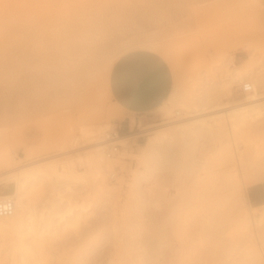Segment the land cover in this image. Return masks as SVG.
Listing matches in <instances>:
<instances>
[{
  "label": "rangeland",
  "instance_id": "rangeland-1",
  "mask_svg": "<svg viewBox=\"0 0 264 264\" xmlns=\"http://www.w3.org/2000/svg\"><path fill=\"white\" fill-rule=\"evenodd\" d=\"M212 1L0 0V146L7 144L6 150L16 154L23 169L34 168L43 161L69 159L74 169L80 170L64 182L61 173L52 175L57 181L56 189L45 185L43 192L36 191L38 195L34 192L31 196L34 210L41 208L45 214L50 201L58 196L57 191L69 198L59 202L55 197L57 211L62 212L71 204V212H64L62 218L59 213L53 215L58 229L41 251L37 249L35 263L14 246V232L0 230V264H235L245 261L248 253V258L254 255V264H264V204H249L248 185H243L245 171H240L237 179L223 172L230 165L229 149L249 158H264V106L251 110L254 112L247 116L246 123L230 128L232 134L242 130L239 136L245 140L228 142L224 141L230 137L228 134L209 132L211 114L223 109L198 112L192 107L208 109L218 103H243L249 91L241 90L244 81L254 82L256 92H262L264 80L259 66L264 62V21L260 13L263 6L258 2L264 5V0ZM244 10L247 15H243ZM86 20L90 24L96 21L94 29L99 28L103 35H99L101 44L100 37L96 38L100 32H92L99 45L106 44L100 46L105 50L77 80L71 72L70 45L48 83L53 86L40 88V96H34L35 85L30 81L34 57L28 51L31 24L40 21V25H50L51 31H56L52 29L56 24L58 29L67 26L68 30ZM248 21H253V26ZM100 22L105 24L104 29L108 25L112 28L105 30L110 34L100 30ZM98 23L101 27L96 28ZM145 40L165 43L174 57L164 59L168 91L163 102L169 113L157 107L152 118L135 123L131 117L126 131L121 122L124 114L107 92L106 71L119 53L139 48ZM241 40L250 41L255 48L249 64L258 62L241 78L232 73L234 78L230 81L225 75L229 74L228 67L231 70L237 66L240 71L249 58L247 50L236 45ZM230 56L232 64L227 61ZM225 62L228 65H223ZM24 63H29L28 69ZM80 87L88 90L87 102L78 96ZM183 103L189 104V110L181 108ZM198 117L206 119L178 125L181 129L176 125ZM89 123L104 125L105 130L118 128V135L126 136L115 142L118 150L110 160L100 161L109 185L107 190L96 187L94 171L84 166L93 142L82 139L78 129L84 130L92 125ZM249 126L251 131L244 134ZM69 132L76 136L75 140L62 143L71 137ZM156 134L160 135L155 145L143 152L146 139ZM2 148L0 152L5 149ZM29 151L33 154L30 157L26 155ZM5 173L4 170L0 175ZM36 174L28 179L21 175L26 187L30 188L29 181ZM43 182L40 180L31 188H38ZM67 182L71 187L68 191L64 189ZM231 202L238 208L246 206L249 216L245 225L235 220L237 213L234 215L230 208ZM75 213L79 214L78 221H68ZM21 229L28 238V230Z\"/></svg>",
  "mask_w": 264,
  "mask_h": 264
},
{
  "label": "bare ground",
  "instance_id": "bare-ground-1",
  "mask_svg": "<svg viewBox=\"0 0 264 264\" xmlns=\"http://www.w3.org/2000/svg\"><path fill=\"white\" fill-rule=\"evenodd\" d=\"M32 1L33 0H31V2ZM215 1L216 0H214V2ZM224 1L225 0H223V1L221 0L218 2L222 3ZM212 3H213V1H212ZM258 4L263 6V10H262V8L260 9V10H262L260 13H262L261 16H262L263 21H264V5H263V2L259 1ZM210 5H212V4H210ZM259 8H260V6H259ZM243 15H247V11H245V13ZM249 20H251V18ZM96 21H97V19H96ZM96 21L94 22V24H93V22L91 23V24H93V26H92L90 24V22H87V20H86L81 25H79L77 27H72V26L68 27V30L66 29L67 26H66V28L61 26L62 28L58 29L59 26H57V24H56L57 27L54 26V28H52L54 30L57 29L56 31H51V27H49L50 25H45V24L44 25L42 24L43 26L40 25V23H41L40 21L38 23L33 22L31 24V27H30V32H31V35H30L31 40L30 41L31 42H30V46L28 48V51L31 53L32 57H34V58L33 59L31 58L33 60L32 61L33 64H31L33 70L31 69V67H29V68L31 69V71H33L32 75H31L32 80H30V81H33V83H34L33 85H35L34 90L36 93L33 94L31 92L32 90L30 91V93H32L34 96L36 95L39 97L40 95L37 93H39L40 88H42V90H43V89H46V87L53 86V85L48 86V85H50L48 83H50V81L53 79V75L55 74V70L57 68L58 60H60L61 55L64 53L65 49L70 47V45L72 46V49H73V59H72L73 62H71L72 74H74V77L78 80V78H81L85 73H87L88 66L91 63L96 61V59L99 57V55H101V53L105 50V47H106V44H103V46H105V47L103 49H101L100 46H102V45H99V43H98L99 41L94 38L95 33H93V32L95 30L94 26L96 25ZM254 21H255V19H254ZM101 22L103 23V21H101ZM249 22H251V23H249ZM252 22L253 21H248V23L251 25H252ZM100 23L97 24L98 26H96V28L101 27L100 25L102 23L101 24ZM253 24H255V23H253ZM60 25H62V24H60ZM102 25H103V27H101L102 29H100V30H102L104 34L106 32H108L109 29H110V31H112L111 30L112 28L109 25H108V27L107 26L105 27L106 29H104L105 24H102ZM44 26H47L46 29L50 28V30L44 29L45 28ZM107 28H108V31H105V30H107ZM121 29H123V27ZM98 30H99V28L97 29V31ZM116 30L117 29H115V31ZM124 30H122V31L124 32ZM97 31L95 30V32H97ZM119 31H120V29H119ZM253 31H254V28H253ZM98 32H100V33H98V35L96 33V35H97L96 38L100 37L102 34L101 31H98ZM108 33L110 34V32H108ZM116 33H119V32H116ZM120 33H121V31H120ZM112 35H113V33H112ZM106 36H107V38L105 37L106 38L105 40L108 41L107 39L109 38V35L106 34ZM116 36H118V35L116 34ZM101 37L103 38V35ZM101 37H100V44H101V40H102ZM110 37H112V36L110 35ZM111 39H113V38H110L109 40H111ZM106 43H108V42H106ZM139 45H141L142 48H146V49L155 51L157 53L160 52L161 53L160 55L164 59H168V60L170 58L174 59V57H172L173 56L172 51H171V53L169 52L170 49L168 50V48H167L168 46L165 47L166 46L165 43H162V42L160 43L159 41L145 40V41L140 42ZM236 45L247 50V55L249 58L245 59V62L243 64L244 69L242 68L243 71H241L242 69L240 67H239L240 71H238L237 66H236V69H235V67H233V68H231V70L228 67V69H227L228 71L226 69H224V70H226V72H229V74H226L225 72L224 73H225V75H229L228 78L230 79V81L233 80L234 77H232V76H234L233 75L234 73H236V75H237V76L235 75L236 77L241 78L247 70L250 71L252 69L251 65L256 64L258 62L256 60L257 61L256 63H253L251 65L249 64L250 60H252V56L254 57L253 51L255 50L254 46H252L250 41L241 40V41L237 42ZM122 53H124V52H122ZM122 53H119L115 57V59L109 63L107 71H106V86H107V92L109 95H110V92L108 89L109 71H110V68H111V65L113 64V62ZM232 59H233V57L230 56L229 60H227L229 64H232ZM26 62H29V61H26ZM22 63L23 62H21V64ZM25 64L26 63H24L23 67L27 66V64H29V63H27L26 65ZM226 64H227V62H225V64H223V65H226ZM220 65L222 66V63ZM261 65L262 66H259V71L263 75V80H264V62ZM28 66H30V65H28ZM28 66L26 67L27 69H28ZM24 70L25 69H23V71ZM27 71H26V74L30 72V71L29 72H27ZM227 82H229V81H227ZM250 84L252 85V87L247 93V98L244 100L243 103H240L238 105L237 104L236 105H229L226 102H224L221 104L218 103V104L212 105V107H210L208 109H206L203 106H200V107H198L196 105L192 106L198 112L200 110L208 111V110H212L215 108L223 109L222 111L215 113L216 115L211 114V117L209 115V117L212 119V123H210L211 127L209 129L210 134L211 133L228 134L230 137L226 139V137H227L226 136L224 138V139H226L224 141H227V142L229 140H235V141L236 140L237 141L238 140H242V141L245 140V138H242L239 136L240 132L243 133L242 130L239 133L232 134V132L230 131V128L237 125L239 122H241V124H242L246 120V118H248L247 116L249 114H251V112H254L251 110H253V109L256 110V108L259 106H264V99H262L264 97V89L262 90V92L258 93V92H256V87H255L254 82H250ZM261 86H264V84L263 85L261 84ZM27 89H28V87H27ZM229 89H230V86H229ZM26 90L23 92H26ZM28 91H27V93L29 94ZM32 94H30V95H32ZM23 95L26 96V93ZM34 96H33V98H34ZM78 96L80 99L83 98V100L85 102H87L88 101V99H87V96H88L87 88H82V87L78 88ZM38 97H35V98H38ZM42 97L44 98V95ZM42 97H40V98H42ZM34 100H36V99H34ZM46 101H45V103L49 102V103H47L48 106L51 105L50 101H47V102ZM37 102H38V100H37ZM113 103L117 108H119V105L117 103H115V102H113ZM42 106H40V107H42ZM164 106L165 105L161 106L160 108L162 109V111H164V113L166 112V114H168L169 111ZM35 108H36V105H35L34 109ZM38 108H37V110H39ZM181 108L189 110V104L183 103V106ZM178 109H180V108H178ZM173 111L175 113H178L177 110H173ZM170 112H171V110H170ZM182 116H185V115H182ZM186 117L187 116L182 117V118H186ZM205 119H206L205 117H198V118H193V119L189 118V119H186V120H183L180 122L178 121V123H176V125L177 126L179 125L182 127V125L189 123V122H192V123L204 122ZM244 123H246V122H244ZM89 124H92V125H90L89 127H86L84 130L78 129V131L79 130L82 131L79 135L82 137V139H84V140L86 139L90 142H93L92 149L89 151L90 156L86 160L84 166L88 165V167L94 171L95 180L97 182L96 187L99 188L100 190H107L109 188L108 187L109 185L107 184V182L105 180L103 169L101 167L100 161L101 160H104V161L110 160L112 157L108 156L106 153V150L109 147L108 145H113V144H115L116 141L124 140L126 138V136L117 135L115 137H110L108 129L105 130L106 126L101 125V124H96V123H89ZM104 124L106 125V123H104ZM179 126H178V128L181 129ZM109 127H110V124H109ZM227 127H228V129H227ZM191 129H192V127H191ZM251 129L252 128L250 126L246 127L244 134H247L248 132H250ZM156 130L157 131L159 130V132L161 131L160 129H156ZM206 132H208V131H206ZM73 133L71 135L69 132L71 137L67 138L66 140L63 139L62 141H64V142H62V143L73 142L76 138V136H73ZM69 134H68V136H69ZM102 134L104 135L103 138L101 137ZM163 134H164V132H163ZM163 134H161V135L164 136ZM208 134L209 133H207V135ZM210 134H209V136H211ZM225 134H223V135L225 136ZM159 135L158 134L153 135V136L149 135L150 137H148L146 139L145 143L142 145L143 152L149 150L151 147H153L155 145V143L158 140L157 137ZM220 136H222V135H220ZM244 137H247V136H244ZM216 139H218V138H216ZM4 144L1 143L3 148H2V146H0V149L5 148L2 152H0V172L5 170L7 173H5L4 175H0V185H2L4 188L3 190H5V191L0 190V198L9 197V198L13 199L15 207H14L13 212L10 215L0 216V230L3 232H7V231L14 232L15 233L14 246L19 248L22 251L23 255L26 254L30 258L31 262L35 263V261L37 260V257H36L37 249H39L41 251V249L43 247H45V243L47 242L46 240H48V238H50L53 234H55L56 230L58 229L57 225L59 223L54 222V220L52 219L53 215L59 213V218H62L64 212H68V213L71 212V204L66 203L67 208L65 210H63L62 212L57 211L56 210V203L57 202L55 201V197L58 198L59 202L69 201V198L66 199L64 197V195H60L59 192L57 191V192H55V194H57L58 196H55L50 201L49 210H48L49 212L47 211L48 213L45 214L43 212V210H41V208H40V211H38V212H36L34 210V207L31 205L32 202L30 201V200H32L31 196L36 191H39V193H40V190L42 191V189H44L43 187L45 185L47 187H49V189H53V190L56 189V182L57 181L55 182L54 177L57 173H58V175H59V173H61L59 176L62 177V179H63L62 182H64V180L66 181L67 178H68L67 179V181H68L69 178L72 176V174H75V173L79 172L80 170L77 171L76 169H74V166L72 165L73 161L71 160L70 162L72 164H70V162H68L69 159L68 160L66 159V161L65 160L60 161L61 160L60 159L59 160L60 162L57 160L56 161H43L42 163H37L34 166V168L31 167V169H27V168L25 169V167H24V169H23L22 167H20L18 165L19 160L16 159V156H15L16 154L15 155L12 154L9 151V149L6 150V148L8 146H7V144H5L6 145V147H5ZM46 151H44L42 154H45ZM31 152L32 151H29V153L27 152L26 155L30 157L32 154ZM228 157L230 158V165L228 166V168L226 170L223 171L224 173L228 172L231 174L232 177L237 179L240 175V171H242V172L245 171L244 172L245 176L243 175L244 176L243 185L249 186V185L255 184L257 182L264 181V158H257V159L249 158V156L247 154L232 153V151L230 149L228 151ZM82 168H83V166H82ZM10 170L11 171L13 170V172H9ZM81 171H84V169ZM35 173H38V174H36L37 176L34 175L33 179H31L29 182H31L32 185L37 184L40 180H43L44 182L41 185L39 184L38 188H31L32 185L30 186V188L26 187L24 181L21 180V175H24V177L27 178V177H32L31 175H33ZM52 175H54V177ZM58 175L56 177H58ZM61 175H63V176H61ZM65 184H64L65 185L64 189L66 191L70 190L71 187H70V185H68V182ZM29 185H30V183H29ZM241 191L242 190L240 188L239 192H241ZM36 194L38 195V192H36ZM33 198H34V196H33ZM45 200H47V199H45ZM230 208L233 210V213L234 212L237 213V215H235V213H234V215L236 216L235 220H237L238 224L239 225H245L247 223L248 216H249L246 206L242 205L241 207L238 208V206H235V204L233 202H231ZM42 209H43V206H42ZM78 219H79V214L75 213V214H73V217L70 218L68 221H73V223H75L76 221H78ZM237 222H235V223H237ZM22 227L24 229L28 230L27 231L29 233L28 238L26 236H24V234L22 233V229H21ZM240 227H239V230H240ZM242 227H245V226H242ZM241 229L243 230V228H241ZM252 238L253 237L251 236V239ZM247 241H249L248 238H247ZM251 248H252V245H251ZM254 248L255 247H253V249ZM249 255H250V253H248V256ZM248 256L246 258L249 260H247V259L245 261L239 260L238 262L236 261L237 264H254L255 263L254 255H251L252 257H249V258H248ZM236 262H233V263L236 264Z\"/></svg>",
  "mask_w": 264,
  "mask_h": 264
},
{
  "label": "crops",
  "instance_id": "crops-1",
  "mask_svg": "<svg viewBox=\"0 0 264 264\" xmlns=\"http://www.w3.org/2000/svg\"><path fill=\"white\" fill-rule=\"evenodd\" d=\"M164 70V58L142 47L122 53L111 65L108 89L112 101L124 114L121 122L126 131L131 117L135 123L152 118L155 108L164 105L168 91ZM246 197L251 206L263 205L264 181L247 186Z\"/></svg>",
  "mask_w": 264,
  "mask_h": 264
},
{
  "label": "built area",
  "instance_id": "built-area-1",
  "mask_svg": "<svg viewBox=\"0 0 264 264\" xmlns=\"http://www.w3.org/2000/svg\"><path fill=\"white\" fill-rule=\"evenodd\" d=\"M251 87H252V85L250 84V81H244V82H242L240 88L242 91H248L251 89ZM108 132H109L110 137H115L118 135V128L108 130ZM117 150H118V145L113 144L107 148L106 153L108 156H113L114 154L117 153ZM110 177L113 178L114 173H111ZM14 207H15V204H14L13 199H11L9 197L0 198V216L10 215L13 212Z\"/></svg>",
  "mask_w": 264,
  "mask_h": 264
}]
</instances>
